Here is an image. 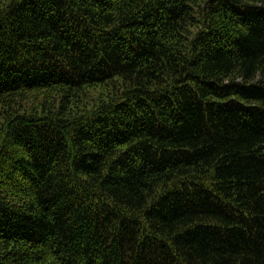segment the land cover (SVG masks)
<instances>
[{
  "label": "trees",
  "instance_id": "obj_1",
  "mask_svg": "<svg viewBox=\"0 0 264 264\" xmlns=\"http://www.w3.org/2000/svg\"><path fill=\"white\" fill-rule=\"evenodd\" d=\"M0 264H264V0H0Z\"/></svg>",
  "mask_w": 264,
  "mask_h": 264
}]
</instances>
